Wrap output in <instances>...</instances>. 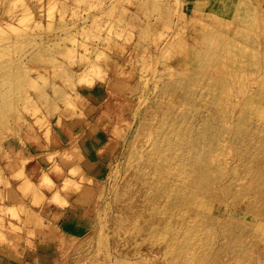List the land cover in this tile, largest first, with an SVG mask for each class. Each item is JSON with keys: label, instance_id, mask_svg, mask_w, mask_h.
<instances>
[{"label": "rangeland", "instance_id": "obj_1", "mask_svg": "<svg viewBox=\"0 0 264 264\" xmlns=\"http://www.w3.org/2000/svg\"><path fill=\"white\" fill-rule=\"evenodd\" d=\"M0 264H264V0H0Z\"/></svg>", "mask_w": 264, "mask_h": 264}, {"label": "bare ground", "instance_id": "obj_2", "mask_svg": "<svg viewBox=\"0 0 264 264\" xmlns=\"http://www.w3.org/2000/svg\"><path fill=\"white\" fill-rule=\"evenodd\" d=\"M185 67V66H184ZM182 87V86H181ZM193 99V98H192ZM171 107V106H170ZM166 174H168V172H166Z\"/></svg>", "mask_w": 264, "mask_h": 264}]
</instances>
